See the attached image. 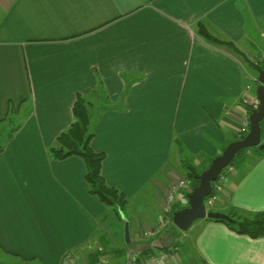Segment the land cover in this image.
<instances>
[{
    "label": "crops",
    "instance_id": "obj_1",
    "mask_svg": "<svg viewBox=\"0 0 264 264\" xmlns=\"http://www.w3.org/2000/svg\"><path fill=\"white\" fill-rule=\"evenodd\" d=\"M200 23L244 59L205 40ZM262 54L264 0H0V249L29 263L87 264L101 244L106 264H131L143 248L175 243L138 234L159 223L184 161L210 165L240 139ZM78 96L91 103L102 175L129 200L126 245L108 232L121 215L90 193L85 161L50 153ZM237 164L208 210L252 217L264 212V154L249 150ZM180 238L190 254L158 264H264V237L223 222L197 221Z\"/></svg>",
    "mask_w": 264,
    "mask_h": 264
},
{
    "label": "trees",
    "instance_id": "obj_2",
    "mask_svg": "<svg viewBox=\"0 0 264 264\" xmlns=\"http://www.w3.org/2000/svg\"><path fill=\"white\" fill-rule=\"evenodd\" d=\"M197 32L201 35L205 40L209 43H212L217 46L225 47L226 49L230 50L235 55L239 56L240 58L244 59L243 53L231 42L222 40L214 36L210 30L204 25L200 23L197 27ZM262 66L255 67L257 71H259ZM256 84L259 85L258 82ZM90 105L91 103L88 102L84 97L78 96L74 108V122L72 123L71 127L64 131L57 139V144L55 147L50 149V153L52 158L56 160H63L67 159L72 156H77L82 158L86 163V180L89 185L90 193L100 199L102 203H104L108 208L113 210H125L128 206L129 200L126 195L120 192L115 187L108 185L106 180L102 175V165L105 159V155L103 153H96L92 148V140L94 138V133L91 130V120L92 115L90 112ZM255 109L258 108V100L256 99V105L251 106ZM252 112V111H250ZM11 119V118H10ZM8 119V120H10ZM7 120V119H5ZM262 126V138L264 137V120L261 123ZM15 130V129H14ZM14 131L12 132V134ZM11 134V135H12ZM10 135V136H11ZM3 148L0 145V153L2 152ZM258 153L264 154L263 150L256 148ZM243 151V150H242ZM240 151L231 165H235L238 159H241L245 156V152L242 153ZM247 152V149L244 150ZM249 151V150H248ZM184 167L186 174L189 178H191L194 182L193 189L199 185V180L196 178V175L200 174L198 172L197 167L193 164L184 161ZM177 207V206H176ZM183 209L181 207L175 208L174 212L177 210ZM231 221L225 220H215L209 219L211 221L223 222L226 223L232 230L236 231L238 234L246 235L253 239H258L264 237V212H259L253 215L252 217L241 218L237 212L231 211L228 213ZM174 231L170 230V232L166 233L170 237L168 242L173 241L175 236V229ZM165 238V236H164ZM99 244V243H98ZM175 243H170L164 247H161L160 250L163 252H168L172 248V245ZM101 245V244H99ZM176 245V244H175ZM102 246V245H101ZM179 247V243L176 245ZM104 252H100L98 250V246L88 256L87 264H100L99 260L100 257H106V249L102 246ZM156 249L154 247H146L143 248L141 252L135 253L137 258L135 264H141L145 259L152 255H156ZM122 253L124 255V250L122 251H115L114 254L119 255ZM8 254V253H7ZM14 257H18L16 255H12Z\"/></svg>",
    "mask_w": 264,
    "mask_h": 264
},
{
    "label": "water",
    "instance_id": "obj_3",
    "mask_svg": "<svg viewBox=\"0 0 264 264\" xmlns=\"http://www.w3.org/2000/svg\"><path fill=\"white\" fill-rule=\"evenodd\" d=\"M258 73L259 85L256 92L259 104L258 108L250 114V132L243 139L230 143L222 154L212 161L206 170L196 175L199 185L188 195L189 206L173 213L174 225L183 232H187L195 222L203 219L232 220L227 214L207 210L205 200L212 194L213 184L218 180L220 174L232 164L240 151L253 147L264 151L261 126L264 120V65ZM125 240L127 243H130L131 240L127 220Z\"/></svg>",
    "mask_w": 264,
    "mask_h": 264
},
{
    "label": "built area",
    "instance_id": "obj_4",
    "mask_svg": "<svg viewBox=\"0 0 264 264\" xmlns=\"http://www.w3.org/2000/svg\"><path fill=\"white\" fill-rule=\"evenodd\" d=\"M253 64L255 67H259L264 65V54L260 55L257 59L253 60ZM258 82V79H252V84ZM252 84L247 86V91L252 89ZM250 106L256 105V101H249ZM250 113H246L244 115H240V130L238 135L240 139H243L250 132ZM236 169L233 165H229L224 171L220 174L218 180L213 184V192L212 194L206 198L205 205L208 210V206H213L219 199L220 194L225 190V181L228 174H234ZM194 182L192 179L185 177L180 178L178 181L174 182L167 194L163 199V206L161 210V218L157 225L154 227L145 228L142 232L138 234L139 238H150L157 235L163 234L165 230L169 231V228L174 225L173 222V213L174 207L177 203L178 194L182 191L190 194L193 191ZM98 250L100 252H104V249L101 245H97ZM177 250L176 248H172L168 252H160L158 255H152L145 259L141 264H158L159 262L168 263L171 261L174 256V252ZM137 258L134 255L132 259H130L131 264H135ZM68 264V259L65 261ZM100 264H106L107 259L103 256L100 257Z\"/></svg>",
    "mask_w": 264,
    "mask_h": 264
},
{
    "label": "rangeland",
    "instance_id": "obj_5",
    "mask_svg": "<svg viewBox=\"0 0 264 264\" xmlns=\"http://www.w3.org/2000/svg\"><path fill=\"white\" fill-rule=\"evenodd\" d=\"M254 72V74L256 75V76H258L259 77V73L257 72V71H253ZM20 120H21V122H22V117H20ZM18 123H19V121H18ZM16 124H17V122L15 123V125L14 126H16ZM10 130H14V129H7V131H10ZM7 136V135H6ZM238 138H240V137H238ZM1 140H3V139H1ZM240 140V139H239ZM262 141H263V143H264V137L262 138ZM0 145H2L1 144V142H0ZM254 149H256V147H253V148H248L247 149V151L248 150H254ZM244 150H246V149H244ZM242 151V153L243 152H245V154H246V151ZM240 160L241 159H238L237 160V162H236V164L235 165H239V164H237V163H239L240 162ZM188 163H190V164H192V162L188 159V161H187ZM194 165V164H193ZM195 166V165H194ZM210 166V165H206V166H201V168H197V170H198V172H203L204 170H206L208 167ZM234 166V165H233ZM196 167V166H195ZM207 167V168H206ZM206 168V169H205ZM185 177H188L187 175H185V176H183V177H180V178H185ZM179 178V179H180ZM189 178V177H188ZM191 179V178H190ZM180 205H177V207L176 208H178ZM150 207H152V208H154L155 209V207L157 208L158 207V205L156 204V203H152V199H151V204H150ZM214 207L213 206H208V209L209 210H212ZM131 209V207L129 206V209H128V206L126 207V209L124 210V211H122L121 212V210H117L118 212H119V214L121 215L120 217L118 216V218L117 219H115L114 220V222L113 221H107V226H108V228H110V229H108V232H110L111 231V229L113 228V230H114V232H116V233H119V240H120V243H122V244H124V245H126L125 244V241H124V238H125V228H126V221H125V219H124V217H123V214H125L128 218H131V216H132V210H130ZM174 209H175V207H174ZM122 213V214H121ZM239 216H240V214H238ZM117 217V216H116ZM241 217V216H240ZM241 218H244V217H241ZM200 221V220H199ZM110 223V224H109ZM114 224V225H113ZM174 226L175 225H172L170 228H169V231H167V230H165L163 233H164V236H165V241L166 242H168V239L170 238V237H168V235H165L166 233H168V232H170V230L172 229H174ZM176 227V226H175ZM176 229V231H175V236H174V238H173V241H175V244L177 245V243H179V247H177L175 244L174 245H172V247L174 246V247H177V250L174 252V255L177 257V258H180V254L181 255H189L190 253H189V251H188V249L185 247V246H183V244H181V240H180V242L178 241V239L180 238V236L184 233L183 231H181L179 228H175ZM171 230V231H172ZM174 231V230H173ZM107 232V233H108ZM113 239V235L110 233V234H108L107 235V239H108V241H109V244H108V247L109 248H112L113 247V242H112V239ZM181 239V238H180ZM158 253V252H157ZM159 254V253H158ZM158 254H156V255H158ZM0 264H36V263H29V262H24V261H22L21 259H18V258H16V257H14V256H12V255H10V254H6L4 251H2L1 249H0ZM80 264H84L83 262L81 263L80 262ZM184 264H188L187 262H184Z\"/></svg>",
    "mask_w": 264,
    "mask_h": 264
}]
</instances>
